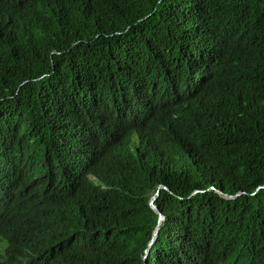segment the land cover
<instances>
[{
	"label": "trees",
	"instance_id": "trees-1",
	"mask_svg": "<svg viewBox=\"0 0 264 264\" xmlns=\"http://www.w3.org/2000/svg\"><path fill=\"white\" fill-rule=\"evenodd\" d=\"M0 200V264H264V0H0Z\"/></svg>",
	"mask_w": 264,
	"mask_h": 264
},
{
	"label": "clouds",
	"instance_id": "clouds-1",
	"mask_svg": "<svg viewBox=\"0 0 264 264\" xmlns=\"http://www.w3.org/2000/svg\"><path fill=\"white\" fill-rule=\"evenodd\" d=\"M141 146H142L143 151L147 152V156H148L151 153L149 151V149H148V142H146V141L143 140ZM92 180H95V182H96V178L95 177H92ZM157 196H158V193H156V197ZM156 197H155V199H156ZM14 198H16V197L13 196V198L7 199L6 201L8 202V204L12 205L15 202V199ZM152 198H154V197H152ZM151 202L152 201H150V205H151ZM24 205H25V203L22 202V206H24ZM14 221L15 220H12V221L7 222V224L4 227L5 229H8V231H10L11 233H14V229L12 228V225H13Z\"/></svg>",
	"mask_w": 264,
	"mask_h": 264
},
{
	"label": "water",
	"instance_id": "water-1",
	"mask_svg": "<svg viewBox=\"0 0 264 264\" xmlns=\"http://www.w3.org/2000/svg\"><path fill=\"white\" fill-rule=\"evenodd\" d=\"M154 200H155V197L151 199V201H152V202H151V206H152L153 209H156V207L153 205V201H154ZM157 230H158V229H157ZM157 230H156L155 233H154V237H153V239L155 238V236H156V234H157ZM151 243H152V240H151V242H150V245H151Z\"/></svg>",
	"mask_w": 264,
	"mask_h": 264
}]
</instances>
